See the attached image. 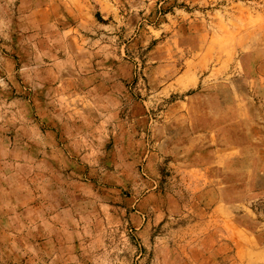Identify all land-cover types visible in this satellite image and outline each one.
Wrapping results in <instances>:
<instances>
[{
    "label": "crops",
    "instance_id": "crops-1",
    "mask_svg": "<svg viewBox=\"0 0 264 264\" xmlns=\"http://www.w3.org/2000/svg\"><path fill=\"white\" fill-rule=\"evenodd\" d=\"M38 9L18 10L15 32L28 82L19 89L29 95L18 103L35 106L42 118L16 126L13 142L27 150L13 155V164L64 161L75 186L62 198L38 199L31 189L30 199L12 201L16 210L9 219L14 231L28 227L23 238L32 264H116L110 240L126 234L127 249H139L141 264H264L258 235L241 231L232 218L237 201L227 197L223 176L239 148L228 138V115L207 113V124L198 125L192 105L207 97L185 95L152 119L147 103L133 101L134 71L124 53L83 37L78 28L53 24L46 33ZM203 76L147 75L158 99L199 88ZM181 120L184 128L178 127ZM37 147H43L42 156ZM102 171L103 189L117 193L114 199L99 192ZM126 189L124 198L119 193Z\"/></svg>",
    "mask_w": 264,
    "mask_h": 264
},
{
    "label": "rangeland",
    "instance_id": "rangeland-1",
    "mask_svg": "<svg viewBox=\"0 0 264 264\" xmlns=\"http://www.w3.org/2000/svg\"><path fill=\"white\" fill-rule=\"evenodd\" d=\"M32 6L42 8L38 20L46 33L52 31L49 26L53 24L60 29L78 28L83 37H93L101 46L124 53L134 71L130 84L133 101L147 103L152 119L185 95L207 97L192 105L191 119L198 125L207 124V113L228 115V138L239 148V158H229L223 176L229 186L227 197L237 201L232 218L240 221L241 231L258 235L264 248V0H0V75H15L0 79V264L33 261L25 254L29 240L23 236L27 238L28 227L14 231L9 219L16 210L12 201L30 199L32 191L38 199L62 198L66 189L73 190L70 184L75 186L64 161L13 164L19 150H27L26 145L13 142L16 126L25 118H42L35 106L18 103L29 95L19 89L20 85L28 87V82L23 76L27 69L19 61L21 49L16 45V12H28ZM4 56L9 58L6 63ZM179 72L204 75V82L185 94L156 98L151 91L156 84L149 82L147 75ZM18 107L24 113L20 114ZM185 126L184 120L178 124L179 128ZM33 150L42 156L44 149ZM96 178L100 194L114 199L117 193L103 189V171ZM172 183L181 185L179 179ZM121 194L125 198L129 189ZM194 212L200 215L204 211ZM126 236L110 240L112 249L117 248L116 264H141L139 249H127ZM131 237L137 246L138 239Z\"/></svg>",
    "mask_w": 264,
    "mask_h": 264
}]
</instances>
